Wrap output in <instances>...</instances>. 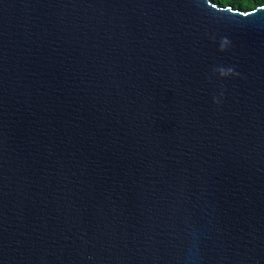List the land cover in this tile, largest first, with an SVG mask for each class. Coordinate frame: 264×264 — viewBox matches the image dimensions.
I'll return each instance as SVG.
<instances>
[{"label": "water", "instance_id": "1", "mask_svg": "<svg viewBox=\"0 0 264 264\" xmlns=\"http://www.w3.org/2000/svg\"><path fill=\"white\" fill-rule=\"evenodd\" d=\"M0 264H264V5L0 0Z\"/></svg>", "mask_w": 264, "mask_h": 264}, {"label": "clouds", "instance_id": "2", "mask_svg": "<svg viewBox=\"0 0 264 264\" xmlns=\"http://www.w3.org/2000/svg\"><path fill=\"white\" fill-rule=\"evenodd\" d=\"M230 45H231V41L228 37H221L219 41L218 50L220 52H225L229 49ZM212 75L217 76L220 79H226V78L233 77V76H239V73L235 71L234 67H231V66L225 67L221 65V66H216L212 68ZM221 95H223V93H221ZM213 102L216 104H219L220 100L217 97H213Z\"/></svg>", "mask_w": 264, "mask_h": 264}, {"label": "trees", "instance_id": "3", "mask_svg": "<svg viewBox=\"0 0 264 264\" xmlns=\"http://www.w3.org/2000/svg\"><path fill=\"white\" fill-rule=\"evenodd\" d=\"M215 4L228 7L232 6L234 9L241 10L243 12H249L256 9L259 6L264 5V0H212Z\"/></svg>", "mask_w": 264, "mask_h": 264}]
</instances>
